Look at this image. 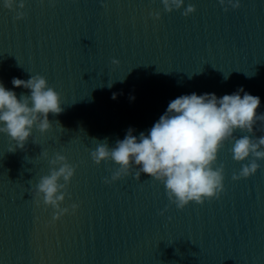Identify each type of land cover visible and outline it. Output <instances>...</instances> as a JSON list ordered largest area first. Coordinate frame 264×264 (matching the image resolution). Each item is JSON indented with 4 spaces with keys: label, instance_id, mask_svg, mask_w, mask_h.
<instances>
[{
    "label": "water",
    "instance_id": "95a60500",
    "mask_svg": "<svg viewBox=\"0 0 264 264\" xmlns=\"http://www.w3.org/2000/svg\"><path fill=\"white\" fill-rule=\"evenodd\" d=\"M24 3L17 20L0 0V82L19 98L29 90L12 78L40 74L64 111L50 113L52 127L34 128L14 153L15 142L0 134V264H264V160L234 181L242 163L226 142L217 160L224 191L180 210L161 182L135 179V167L104 183L118 166L90 155L93 139L114 147L130 127L147 134L170 101L193 92L219 98L242 86L264 113V0H241L227 12L218 0H185L196 8L188 17L183 8L164 11L161 0ZM254 131L264 135V125ZM57 152L76 171L61 204L70 211L53 221L33 193Z\"/></svg>",
    "mask_w": 264,
    "mask_h": 264
},
{
    "label": "clouds",
    "instance_id": "9594fccd",
    "mask_svg": "<svg viewBox=\"0 0 264 264\" xmlns=\"http://www.w3.org/2000/svg\"><path fill=\"white\" fill-rule=\"evenodd\" d=\"M218 2L226 12L241 6V0ZM161 3L169 13L183 8L185 17L196 11L191 3L184 7L185 0H161ZM101 4L103 6V0ZM3 6L17 11L15 19L25 17L23 11L17 10L24 9V0H19L18 4L17 0H3ZM152 16L160 19L159 12ZM112 63L118 65L119 61L113 59ZM227 78L225 76V80ZM11 83L14 88L29 90V94L21 93L18 98L15 91L0 82V134L15 142V147L8 151L14 153L18 148H25L34 128L44 133L52 127L48 119L50 113L60 115L64 109L60 94L40 74H32L27 80L13 77ZM112 98L116 99L117 94ZM260 103V97L249 94L242 86L219 98L214 93L181 95L169 102L165 113L147 134L141 131L137 137L133 135L135 129L130 127L114 147H109L107 138L93 139L97 144L90 153L91 159L97 165L112 161L118 166L110 179L105 177L106 184L132 174L135 167V179L147 174L161 182L169 202L178 209H184L190 202L202 205L205 200L218 199L224 191V166H217V160L226 142L232 145L233 159L242 163L239 174L233 173L234 181L247 179L260 168L257 161L264 160V135L257 137L254 131L258 123L264 125V113L257 111ZM237 131L246 134L237 137L234 135ZM41 154L47 156L46 152ZM49 166V174L40 178L33 197L37 205L42 200L45 207L53 209L52 219L56 221L70 211L61 204L69 195L67 188L76 166L59 152L49 160ZM78 207L73 203L71 211L74 213Z\"/></svg>",
    "mask_w": 264,
    "mask_h": 264
}]
</instances>
